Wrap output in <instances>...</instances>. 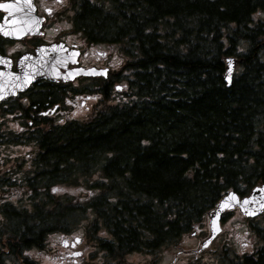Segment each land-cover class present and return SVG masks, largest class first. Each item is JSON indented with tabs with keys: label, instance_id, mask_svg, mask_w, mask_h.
I'll use <instances>...</instances> for the list:
<instances>
[{
	"label": "trees",
	"instance_id": "obj_1",
	"mask_svg": "<svg viewBox=\"0 0 264 264\" xmlns=\"http://www.w3.org/2000/svg\"><path fill=\"white\" fill-rule=\"evenodd\" d=\"M68 2L73 32L117 46L123 65L73 89L100 96L87 119L42 115L66 97L46 82L0 105V155L33 148L0 168V264H38L25 252L80 227L104 254L95 264H160L228 191L264 185V0ZM247 226L251 253L225 242L185 264H264V214Z\"/></svg>",
	"mask_w": 264,
	"mask_h": 264
},
{
	"label": "rangeland",
	"instance_id": "obj_2",
	"mask_svg": "<svg viewBox=\"0 0 264 264\" xmlns=\"http://www.w3.org/2000/svg\"><path fill=\"white\" fill-rule=\"evenodd\" d=\"M39 8L41 12H45V9H58L61 5L57 0H41L39 3ZM260 18L264 19V13L260 15ZM57 26V25H55ZM61 27V25H59ZM53 26L46 31V34L54 35ZM48 39H52L51 37ZM71 42H80L82 41L73 35H71ZM24 52L27 49L25 45L17 44L9 48L11 53L16 51ZM96 51L107 52L109 57L107 60L112 62L113 67H119L122 57L118 55L117 48H107L105 46H97L92 48L91 56L81 59L86 65L91 64L94 66H101L102 59H99ZM88 66V65H87ZM94 98V99H93ZM97 97H91L88 99L86 96H76L68 98L66 104L70 107L71 118L75 119H86L92 113L94 105L97 103ZM83 102V103H82ZM62 113L56 115V121H61ZM33 148H25L22 146L10 147L5 146L1 149L0 155V168L6 167L10 164L7 163L3 165L4 158L14 157H26L28 153L32 152ZM8 156V157H7ZM223 229L222 233L215 237V240L211 243L210 249L218 248L221 243L226 240L229 242L236 252L238 253H248L251 249L257 245L256 239L252 234L248 233L247 226L243 221L242 216L234 211L222 224ZM201 231L207 234V221H203V225L200 229L197 230V234L187 235L183 238L181 242L182 249L189 251V249H196L199 244V238H201ZM204 234V235H205ZM100 236L108 237L104 231L99 233ZM78 239V242L75 240ZM204 239V237H203ZM67 241V244H71V247L68 246L69 250L62 248L61 243ZM204 250V249H203ZM202 250V251H203ZM77 253V255H74ZM201 261L210 262L211 254L208 250L200 252ZM175 251L168 252V254L162 255L161 264H169L174 260L175 264H183L186 259L189 260L190 255H174ZM198 254V255H199ZM25 255L29 258L35 260L39 264H91L99 263L104 260L103 253L95 248L92 244H87L84 239L83 228L80 227L74 230L70 234H55L48 238L46 251H38L35 249L25 252ZM153 256V255H152ZM176 256V259H175ZM149 254H131L126 256V260L130 264H141L146 263L150 260Z\"/></svg>",
	"mask_w": 264,
	"mask_h": 264
},
{
	"label": "water",
	"instance_id": "obj_3",
	"mask_svg": "<svg viewBox=\"0 0 264 264\" xmlns=\"http://www.w3.org/2000/svg\"><path fill=\"white\" fill-rule=\"evenodd\" d=\"M20 3H23V0H20ZM32 9L29 12L28 6L24 5V12H28L31 17V21L36 22L35 26L29 28L28 24L16 23L13 25V21H23L24 15L22 12H17L15 8L12 9H3L6 14L2 22L0 23V34L3 37L11 38V39H22L26 35H38L40 34V28L42 25V18L37 16L35 13V7L33 4V0H31ZM0 4H13L17 5V0H13L11 2H5ZM19 6V5H17ZM15 12V15L12 13ZM5 20L8 23H5ZM9 32V35H4V32ZM67 52V53H66ZM79 55L78 50L69 51L67 47H65L62 43L52 44L44 50L36 51L35 54H26L19 61L17 65L16 71H12V61L7 57H3L0 55V58H4L9 61L7 66L0 64V72L5 73L4 76H0V94L4 95L3 99H0V103L2 101H6L8 98L13 97L16 98L20 93H24L28 88L32 86L39 79H45L48 81H57L58 79L62 81L72 80L74 77L85 75V76H98L104 75L105 71L95 70L93 68L83 69V68H74L66 71L65 73H61L60 69H65L66 65L76 64L77 56ZM15 73V76L23 77L24 73H30L32 75V80L27 85H22L20 88L15 87L14 85L17 83H21V81H17L15 76L9 77L7 73ZM227 82L230 80V75L227 74ZM15 93L13 95L12 93ZM237 197V196H236ZM248 199V203H244L245 199ZM238 207L240 212L244 216H255L260 214L264 209V186L255 188L252 190L248 197L241 199L240 201H232L231 208ZM217 210V209H216ZM228 210V209H225ZM224 211V210H223ZM219 213L218 222H217V231H213V215L211 216V236L208 241L202 245V247H206L209 240L219 231ZM254 213V214H250Z\"/></svg>",
	"mask_w": 264,
	"mask_h": 264
},
{
	"label": "snow or ice",
	"instance_id": "obj_4",
	"mask_svg": "<svg viewBox=\"0 0 264 264\" xmlns=\"http://www.w3.org/2000/svg\"><path fill=\"white\" fill-rule=\"evenodd\" d=\"M57 2H60V0H57ZM19 5V6H17ZM17 5H13V4H0V8H3V9H12V8H15L17 12H22L23 15H24V20L23 21H13V25H15L16 23H22V24H28L29 25V28H31L32 26H35V23L36 22H33L31 21V17L29 16L28 12H24L23 9H24V5H27L28 6V9H29V12L31 11L32 9V3H31V0H23V3H20V0H17ZM46 11H48L49 13L51 12V9H45ZM13 15H15V12L12 13ZM5 23H8L7 20H5ZM4 35H9L10 33L9 32H4L3 33ZM101 55H103V53H101ZM229 63V71L231 70V60L228 61ZM0 64H3L5 66H7L9 64V61L5 60L4 58H0ZM106 71V70H105ZM5 73L3 72H0V76H4ZM7 75L9 77H13L15 76V73H7ZM32 75L30 73H27L25 72L23 77H20V76H15V79L17 81H21V83H17L15 84L14 86L17 87V88H20L22 85H27L28 83L31 82L32 80ZM227 79V77H226ZM120 86L117 85V88H119ZM13 95H15V93L13 92L12 93ZM4 98V95L3 94H0V99H3ZM94 99V98H93ZM25 103H27V101H24ZM53 191H57V189H53ZM237 200V197L234 193H228V195L223 199L221 200L217 210L214 211V213L212 214L213 215V220H212V225H213V231H217V222H218V217H219V213L225 209H230L231 208V202L232 201H236ZM244 203H248V199L246 198L244 200ZM250 214H254V213H250ZM78 242V241H77Z\"/></svg>",
	"mask_w": 264,
	"mask_h": 264
},
{
	"label": "flooded vegetation",
	"instance_id": "obj_5",
	"mask_svg": "<svg viewBox=\"0 0 264 264\" xmlns=\"http://www.w3.org/2000/svg\"><path fill=\"white\" fill-rule=\"evenodd\" d=\"M40 1L41 0H37V8H38V13L40 14V8H39V3H40ZM61 6L63 5V3L61 2V0H60V2H58ZM62 10V8L60 7V8H58V9H53V11H51L50 13L48 12V11H46L45 10V12H44V16H45V18L47 17V18H55L56 17V14L59 12V11H61ZM67 31V27L66 26H64V28L63 27H61V28H59V27H56V26H54L53 27V32H54V35H52V34H50L49 36H47L46 37V39H48V38H52V39H48L49 41H53V39H54V37L55 36H58L62 31ZM62 39H64L65 41L67 40L68 41V45L69 46H71V45H74V44H71V33H64V34H62V37H61ZM92 48V45H89V46H87V50H86V58L88 59L89 57H90V54H91V51H90V49ZM81 65H83V66H91V64H88L87 63V65L84 63V62H81ZM97 66H99V65H97ZM77 81L78 80H76V81H74V83L73 84H75V83H77ZM71 85V83L69 84V86Z\"/></svg>",
	"mask_w": 264,
	"mask_h": 264
}]
</instances>
